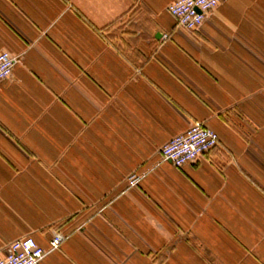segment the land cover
<instances>
[{
  "label": "crops",
  "instance_id": "crops-1",
  "mask_svg": "<svg viewBox=\"0 0 264 264\" xmlns=\"http://www.w3.org/2000/svg\"><path fill=\"white\" fill-rule=\"evenodd\" d=\"M173 1L0 0V257L30 236L40 264H264V0L196 30ZM194 121L216 146L163 160Z\"/></svg>",
  "mask_w": 264,
  "mask_h": 264
},
{
  "label": "built area",
  "instance_id": "built-area-1",
  "mask_svg": "<svg viewBox=\"0 0 264 264\" xmlns=\"http://www.w3.org/2000/svg\"><path fill=\"white\" fill-rule=\"evenodd\" d=\"M223 0H175L167 6V11L176 21L177 26L187 30H196L207 18L210 11L216 8ZM19 61L17 55L7 50H0V81L7 79L14 65ZM218 143L217 133L205 126L200 121H194L185 131L174 135L159 149L163 160L170 161L174 166L180 167L194 161L202 154L215 147ZM137 175H130L128 182L134 185ZM63 235L53 232L49 240V249L57 248ZM46 254V249L41 247L30 236L19 237L12 240L0 264H40Z\"/></svg>",
  "mask_w": 264,
  "mask_h": 264
},
{
  "label": "trees",
  "instance_id": "trees-1",
  "mask_svg": "<svg viewBox=\"0 0 264 264\" xmlns=\"http://www.w3.org/2000/svg\"><path fill=\"white\" fill-rule=\"evenodd\" d=\"M212 149V148H211Z\"/></svg>",
  "mask_w": 264,
  "mask_h": 264
}]
</instances>
